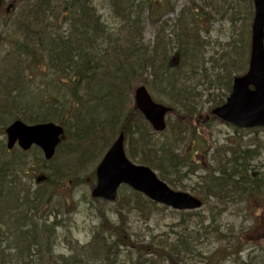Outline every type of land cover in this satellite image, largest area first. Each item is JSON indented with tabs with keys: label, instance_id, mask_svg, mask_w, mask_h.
I'll return each mask as SVG.
<instances>
[{
	"label": "trees",
	"instance_id": "obj_1",
	"mask_svg": "<svg viewBox=\"0 0 264 264\" xmlns=\"http://www.w3.org/2000/svg\"><path fill=\"white\" fill-rule=\"evenodd\" d=\"M151 1L154 0H127L123 1V6L121 0H110L114 23L109 27L99 14L95 0H3L0 3V34L2 29L12 30L8 31L12 33L11 38L7 33L0 37L9 42L8 48L0 53V121L5 122L7 117L28 124L54 122L67 130L66 142L59 150L67 157L65 167L60 170L54 167L45 173L46 162L41 159L39 173L44 174V180L33 190L27 188L22 192L23 196L11 192L17 183L12 177L19 174V170L24 173L21 157L27 155L20 152L10 158V153L1 152L0 264H88L85 261L89 256L105 260L104 264H117L122 248L128 247H136V252L129 250L128 264L182 263L179 257L188 252L194 239L189 233H182L178 242L161 248L148 237L138 236L136 243L132 240L134 235H130L126 215L134 211L138 217L149 218L152 209L158 206L128 188L122 189L117 201L120 209L115 214L117 223H112V229L108 228L106 232L102 226L95 228L91 243L84 247L77 244L73 248V257L59 254L56 261L47 259L56 246V241L54 245L51 241L56 240V236L53 229L38 227L34 216L50 214L51 205L56 202L60 191L68 193L75 188L72 178L82 184L85 176L79 171L93 167L120 134L125 136L128 157L137 164L159 171L162 179L171 185L184 186L185 179L196 175V167L189 163L191 149L188 146L189 154L180 149L188 140L193 141L195 132L182 130L177 125L169 134V127L161 133L167 137L164 142L155 140L157 133L136 109L132 99L136 87L142 84L158 98H165L164 103L174 106L179 115L181 111L183 117L193 119L198 111L197 68L205 63L198 20L192 15L189 22L182 10L174 21L172 35H166L165 26L169 21H164L165 26L162 25L154 41L148 43L143 37L144 14L157 16L156 12L167 6L157 1L154 6ZM202 1L214 13L232 11L233 21L238 14L237 7L250 2L234 0L236 4L229 5L226 0ZM14 9L20 10L18 15L12 14ZM246 14L250 23L254 12L252 10L249 14L246 10ZM211 18L208 16L207 20ZM156 20L160 21L159 16ZM233 47H237L236 41ZM230 68L223 66V74L232 70ZM238 69L245 71L246 67L240 64ZM234 75L232 71L226 78V81L229 79L230 92ZM217 78L221 75L217 74ZM40 79L46 81L45 91L30 90ZM90 127L93 128L88 132L80 131ZM4 128L0 126L1 136ZM75 139L76 151L68 150L69 143ZM225 148L229 151L236 149L234 146ZM241 157L231 159L224 156L219 159L218 170L198 176L199 181L192 188L196 195L234 203L232 190L241 189L245 198H249L246 197L251 195L247 192L248 186L255 185L262 177L254 175L253 168L250 173L245 161L239 163L237 159ZM180 167L190 169L179 171ZM3 168L9 177L1 176ZM172 172L177 177H173ZM91 173L94 178V172ZM22 180L24 184L30 183L29 177H22ZM79 182L75 183L79 185ZM57 208L60 212L58 205ZM30 220L31 232H41L40 240L43 241L39 244L35 239L27 241L31 232L23 235L22 229L27 230L26 224ZM156 248L162 253L159 254ZM151 254L153 257L147 258Z\"/></svg>",
	"mask_w": 264,
	"mask_h": 264
},
{
	"label": "rangeland",
	"instance_id": "obj_2",
	"mask_svg": "<svg viewBox=\"0 0 264 264\" xmlns=\"http://www.w3.org/2000/svg\"><path fill=\"white\" fill-rule=\"evenodd\" d=\"M10 2L11 0H6ZM110 0H96L95 6L97 7L99 14L103 16L106 25H112L114 23V14L110 9ZM127 2V0H121ZM161 4H165L166 8L162 11H157L156 15L149 17L148 13L144 14L143 20V37L146 42L154 41L157 30L164 25V21H169V25L165 26L166 35H172L175 31L174 21L180 15L181 11L186 12V18L191 21L192 15L194 19L197 18L199 25V34L202 39L203 46V59L205 63L197 68L199 73L197 79V92L198 96V111L197 115L193 119H188L178 114L175 111L168 116V131L179 125L182 130L195 132L193 141L189 140L185 145H181V151H186L189 155V163L196 167L197 173L191 179L187 178L183 182L184 186H175L164 181L159 171L154 170V173L161 181L165 182L172 190L177 192H185L191 194L197 198H200L204 202V206L192 217H187L179 212H175L171 209L158 206L152 209L151 216L149 218L138 217V213L132 211L128 215L126 222L130 228L131 233L134 235L132 240L137 241L138 236H143L145 239H151L154 245L164 246L171 245L172 242H178L182 233H189V236L194 237L191 240V245L188 246V252L179 258L182 260L180 264H264V212L263 207L249 210L248 199L242 194L241 189L232 190L234 203L221 202L218 199L209 197L205 199L202 196L196 195L192 188L196 187V182L199 181L198 176L210 174L213 171L218 170V164L221 162L224 156H228L233 159L234 156L241 155L243 157V151H247L253 148L259 149L260 155L254 157L251 160H246L245 167L250 173L251 168L254 166L256 170L264 171V129L255 130H240L232 125H228L214 116L213 111L222 106L221 101L226 102L230 96L229 79L226 81L229 73L233 71L235 74L232 77V84L236 77L243 76L248 70V62L250 58L251 50V26L252 21L248 23L249 14L254 11L253 0L248 3H243L244 6L237 7L238 14L235 16V20H232V11L224 12L221 10L219 13H214L202 0H154ZM154 1L150 3L154 4ZM229 5L236 4L234 0H226ZM171 5V7H170ZM124 6V3H123ZM170 9H174L171 11ZM226 9L229 7L226 4ZM13 10V13L19 14L20 10ZM192 13H191V12ZM15 15V16H16ZM212 16L210 20L208 16ZM160 18V21H154L156 18ZM252 16V14H251ZM246 21V22H245ZM244 26V27H243ZM12 30L2 29L0 37L7 33V37L11 38ZM239 39V41H238ZM236 41L237 47H233ZM241 50H239V46ZM9 46V42L2 41L0 39V53L1 50H6ZM221 59V60H220ZM242 64V67H246L245 72L238 69V66ZM223 66L232 68L227 74L224 73ZM223 69V70H222ZM234 69V70H233ZM244 72V73H243ZM217 74L221 75V78H217ZM224 75V76H223ZM217 79L221 82L218 83ZM33 87L30 90H42L46 89L45 80H36ZM142 85V84H140ZM233 86V85H232ZM44 87V88H43ZM149 89V88H148ZM37 91V90H36ZM43 91V90H42ZM31 92V91H30ZM151 92V91H150ZM153 99L156 102L164 103L165 98H158L155 94L151 93ZM133 99V96H132ZM162 99V101L160 100ZM168 103V102H166ZM169 104V103H168ZM0 121V126L6 127L12 123V119L5 118V122ZM155 140L164 142L163 135H154ZM6 136L0 135V156L1 150H4V144L6 143ZM203 143V144H202ZM65 144V142H64ZM189 146V148H188ZM226 146H231L235 151H229ZM197 150V151H196ZM180 152V150H178ZM242 152V153H241ZM18 153H12L8 155L10 158L12 155ZM64 151H60L55 159L49 164L51 167H57L59 169L64 168V163L67 162V157L64 156ZM2 156L0 157V159ZM22 167L24 173L19 170V174H14L13 181L23 184L22 177H29L30 187L32 190L38 185L37 179L44 178V174H40L42 154L39 150H32L27 156L21 157ZM220 159V160H219ZM239 163H245L243 160L237 159ZM100 162L99 161L90 167L88 171L80 172L82 176H85V180L82 178V184L78 179L72 178L71 183L75 187L68 193L60 191L55 203H52L50 214L43 213L42 216H35V222L40 228L45 226L54 230L56 240H51L53 245L56 241L52 254H48L47 259L56 261V256L59 254L73 257L74 249L77 244L84 247L90 244L93 238V232L95 228L102 226L104 231L111 228V224L117 223L116 212L119 211V207L116 204L105 203L102 201H96L92 198L91 193L95 186V171ZM24 165V166H23ZM45 165H48L47 163ZM182 168L179 171L189 170L190 168ZM20 169V168H19ZM45 169V168H44ZM53 169V167H52ZM220 169V168H219ZM94 172V178L92 173ZM45 173L47 171L45 170ZM264 173V172H263ZM257 173H254V175ZM259 174V172H258ZM258 174L256 175L258 177ZM175 172H172L173 177H177ZM261 176V175H260ZM85 181L86 183H83ZM75 182H79L77 185ZM254 182V181H252ZM16 184V183H15ZM70 187L72 185L70 184ZM261 188L259 190L258 188ZM248 194L257 193L264 194V187L260 186V183L248 186ZM246 190V189H245ZM244 190V191H245ZM22 194V193H21ZM20 196H23V194ZM250 197V196H246ZM261 198V196H260ZM55 201V200H53ZM260 205H263L264 199L261 198ZM57 205L61 209L58 211ZM50 206V205H49ZM47 206V207H49ZM258 211V212H257ZM54 213V214H52ZM31 220L29 224H26L28 232L32 227ZM27 235V241L30 242L33 239L41 237L39 230H33ZM49 235V233H48ZM46 238V235H45ZM42 240V238H41ZM43 241V240H42ZM140 245V244H139ZM144 246L141 244L140 246ZM147 246V245H145ZM136 252V247L122 248L121 257L117 260V264H128L127 258L131 255L129 250ZM156 250H159L156 248ZM161 254V250L157 251ZM199 254H201L199 256ZM135 255V254H134ZM151 254L149 257H153ZM88 264H104L103 259L96 258L95 256L87 257ZM185 261V262H184ZM77 264V263H76Z\"/></svg>",
	"mask_w": 264,
	"mask_h": 264
},
{
	"label": "water",
	"instance_id": "obj_3",
	"mask_svg": "<svg viewBox=\"0 0 264 264\" xmlns=\"http://www.w3.org/2000/svg\"><path fill=\"white\" fill-rule=\"evenodd\" d=\"M254 5L249 70L235 79L226 104L213 112L222 121L241 129L264 127V0H254ZM134 99L137 109L153 129L163 132L166 115L172 109L154 102L145 86L136 89ZM6 134L8 149H13L17 142L24 151L36 145L42 149L46 160H51L61 144L64 130L53 123L28 126L15 121L6 129ZM96 176L93 198L115 201L119 188L128 185L151 201L176 211H193L202 207L198 198L172 190L151 169L131 163L125 152L123 134L105 154Z\"/></svg>",
	"mask_w": 264,
	"mask_h": 264
},
{
	"label": "bare ground",
	"instance_id": "obj_4",
	"mask_svg": "<svg viewBox=\"0 0 264 264\" xmlns=\"http://www.w3.org/2000/svg\"><path fill=\"white\" fill-rule=\"evenodd\" d=\"M93 127H90V128H88V129H83V130H80L81 132H88L89 130H91ZM76 137H78V136H76ZM154 140V139H153ZM76 148H77V141H76V139L74 140V141H71L70 143H69V147H68V150H71V151H76ZM242 153V152H241ZM83 155H87V153H83ZM258 155H260V151H259V149H256V148H253V149H250V150H247V151H243V157H241V159L243 160V161H246V160H251V159H253L254 157H256V156H258ZM53 168H54V166H52ZM52 167L50 166V165H44V168H45V170L47 171V172H49V171H51L52 170ZM253 169H254V171L258 174V172H259V174H258V176L260 177V175H261V177H262V180L261 181H259V183H260V186L261 187H264V171H259V170H256V168H255V166L253 167ZM55 170H60L59 168H56ZM0 171H1V168H0ZM2 171H3V173H1V176L2 177H5V178H7V177H9L10 175L6 172V169L5 168H3L2 169ZM29 184L30 183H26V184H24V182H23V184H19L18 182L14 185V187L12 188L13 190H11V192L12 193H14L16 196H20V194L22 193V192H24L27 188H28V186H29ZM14 196V195H13ZM22 231H24V234L23 235H27V231L23 228L22 229ZM41 242V240H40V237H38L36 240H35V243H40ZM37 244V245H38Z\"/></svg>",
	"mask_w": 264,
	"mask_h": 264
},
{
	"label": "flooded vegetation",
	"instance_id": "obj_5",
	"mask_svg": "<svg viewBox=\"0 0 264 264\" xmlns=\"http://www.w3.org/2000/svg\"><path fill=\"white\" fill-rule=\"evenodd\" d=\"M264 199V198H263ZM256 200H261L260 198H252L251 199V204H252V210L259 208V207H263V212H264V203L263 205H260V201H256ZM254 203H256V208L254 207ZM258 212V211H257Z\"/></svg>",
	"mask_w": 264,
	"mask_h": 264
}]
</instances>
